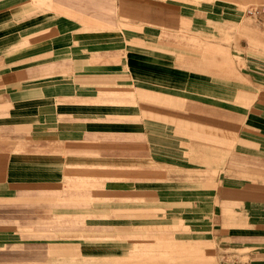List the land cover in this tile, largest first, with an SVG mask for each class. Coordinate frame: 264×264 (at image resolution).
<instances>
[{
	"label": "crops",
	"instance_id": "crops-1",
	"mask_svg": "<svg viewBox=\"0 0 264 264\" xmlns=\"http://www.w3.org/2000/svg\"><path fill=\"white\" fill-rule=\"evenodd\" d=\"M256 2L0 0V264H264Z\"/></svg>",
	"mask_w": 264,
	"mask_h": 264
},
{
	"label": "built area",
	"instance_id": "built-area-1",
	"mask_svg": "<svg viewBox=\"0 0 264 264\" xmlns=\"http://www.w3.org/2000/svg\"><path fill=\"white\" fill-rule=\"evenodd\" d=\"M247 12L250 15H259L260 13L264 12V6H261L259 8H248Z\"/></svg>",
	"mask_w": 264,
	"mask_h": 264
},
{
	"label": "rangeland",
	"instance_id": "rangeland-1",
	"mask_svg": "<svg viewBox=\"0 0 264 264\" xmlns=\"http://www.w3.org/2000/svg\"><path fill=\"white\" fill-rule=\"evenodd\" d=\"M264 4V2H256V4H247L243 7V9L247 12L248 8H259L260 6H262ZM250 6V7H249ZM248 13V12H247ZM250 15V14H249ZM258 16V15H256Z\"/></svg>",
	"mask_w": 264,
	"mask_h": 264
}]
</instances>
